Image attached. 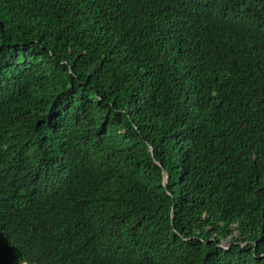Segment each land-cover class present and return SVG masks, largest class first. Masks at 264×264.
Listing matches in <instances>:
<instances>
[{
  "label": "trees",
  "instance_id": "trees-1",
  "mask_svg": "<svg viewBox=\"0 0 264 264\" xmlns=\"http://www.w3.org/2000/svg\"><path fill=\"white\" fill-rule=\"evenodd\" d=\"M0 264H264V0H0Z\"/></svg>",
  "mask_w": 264,
  "mask_h": 264
},
{
  "label": "rangeland",
  "instance_id": "rangeland-1",
  "mask_svg": "<svg viewBox=\"0 0 264 264\" xmlns=\"http://www.w3.org/2000/svg\"><path fill=\"white\" fill-rule=\"evenodd\" d=\"M222 246H223L224 248H227V247H228V243L224 242V243H222Z\"/></svg>",
  "mask_w": 264,
  "mask_h": 264
},
{
  "label": "water",
  "instance_id": "water-1",
  "mask_svg": "<svg viewBox=\"0 0 264 264\" xmlns=\"http://www.w3.org/2000/svg\"><path fill=\"white\" fill-rule=\"evenodd\" d=\"M165 181H166V177H165Z\"/></svg>",
  "mask_w": 264,
  "mask_h": 264
}]
</instances>
